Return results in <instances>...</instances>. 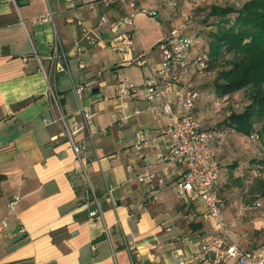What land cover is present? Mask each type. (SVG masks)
<instances>
[{
	"label": "crops",
	"instance_id": "crops-1",
	"mask_svg": "<svg viewBox=\"0 0 264 264\" xmlns=\"http://www.w3.org/2000/svg\"><path fill=\"white\" fill-rule=\"evenodd\" d=\"M90 1L73 8L66 0H0V264H175L176 250L190 257L218 237L199 199L191 194L181 201L176 195L185 166L164 158L169 145L161 134L165 120L155 114L158 101L149 106L143 90L148 69L133 71L138 66L112 51L113 36L99 23L101 16L120 18L124 9ZM155 6L140 0L136 9L157 13L158 23L166 25L164 38L180 19L169 24L168 6ZM74 20L97 34L99 43H82L78 50L74 43L81 27ZM54 40L67 55L69 73L62 68L52 72L50 86L67 127L73 131L80 125L79 104L96 113L89 135L72 136L75 143L86 144L79 160L62 125L54 123L57 112L39 70L38 60L49 70ZM134 42L137 52L143 50L139 40ZM146 52L157 67V47ZM105 55L111 72L107 82L99 70ZM196 56L193 46L191 61ZM197 75L192 69L183 81L199 94L193 114L206 131L215 123L209 122L201 100L204 87L193 84ZM121 81L136 86V92L119 96ZM72 84L84 88L80 102ZM229 132L232 137L226 141L225 132L222 142H210V149L219 167L215 189L225 198L222 215L231 225L246 208L244 188L261 195L264 179L261 173L253 176L251 152L241 146L246 137ZM139 133L146 144L137 151ZM249 182L252 188H246ZM96 206L100 215L91 220L88 212ZM230 238L245 250H263L264 219L253 212L244 223H234Z\"/></svg>",
	"mask_w": 264,
	"mask_h": 264
},
{
	"label": "built area",
	"instance_id": "built-area-1",
	"mask_svg": "<svg viewBox=\"0 0 264 264\" xmlns=\"http://www.w3.org/2000/svg\"><path fill=\"white\" fill-rule=\"evenodd\" d=\"M84 0H66L73 8ZM140 0H99L103 8L107 9L114 3H118L124 9V15L110 21L106 16L99 18L101 25L108 26L112 34L110 48L121 57L131 58L130 62L138 67H146L148 75L144 81V92L146 103L150 106L155 100L158 101L156 116L165 120V126L161 130L162 135L169 138V145L165 160L174 164H183L185 170L180 179L175 184V192L179 200L185 201L191 194L199 199L205 208L207 216L212 220L218 237L211 242L201 246L198 252L190 257H184L180 250L174 254L175 264H264V249L245 250L230 238V229L237 221L258 212L264 219V197L257 196L250 206L238 213L234 222L228 225L222 215V200L219 197L215 185L219 175V167L215 162L214 153L210 149V142L218 140L222 142L225 132L214 127L203 130L200 122L193 114L195 103L199 99V94L192 84L186 83L183 79L192 69L202 74L204 69L203 57L196 56L192 61L190 51L194 46L193 40L183 33L193 16L184 13L180 14V22L173 27L163 40L158 44L159 63L153 68L148 58V52L140 50L137 52L134 36V19L137 14L157 17L153 10L136 9ZM162 4L176 8L175 0H160ZM194 3L210 0H190ZM93 0L90 1V5ZM14 3V1H13ZM136 10L137 12H133ZM75 26L81 27L78 38L74 46L81 50V44L88 46L97 45L100 37L90 29L83 26L79 20L71 21ZM49 70H46L38 60L39 70L48 84V98L57 112L54 123H59L63 127L64 134L69 138L70 146L75 156L79 160L86 150L83 140L75 143L72 136L75 133L89 132L94 124L96 113L86 106L79 104L78 114L81 119L80 125L71 131L62 114L59 97L56 91L50 86L51 73L62 68H67V55L61 48L58 40H54L51 46L50 55L47 58ZM83 68V65H79ZM72 91L80 102L84 92L83 86H74ZM136 92V86L124 81L118 84L119 96H130ZM171 96L170 101H164L166 96ZM228 98L216 99L217 104L224 108ZM224 102V103H223ZM44 123H47L43 120ZM146 144L144 134L137 135L136 150L140 151ZM263 167L257 166L253 172L254 177L259 176V171ZM88 182L87 176H82ZM143 181V177L139 179ZM100 210L96 206L94 210L88 212V218L93 220L98 218Z\"/></svg>",
	"mask_w": 264,
	"mask_h": 264
},
{
	"label": "trees",
	"instance_id": "trees-1",
	"mask_svg": "<svg viewBox=\"0 0 264 264\" xmlns=\"http://www.w3.org/2000/svg\"><path fill=\"white\" fill-rule=\"evenodd\" d=\"M212 16L217 18L215 30L207 34V50L199 55L203 71L218 68L212 85L217 99L229 101L239 92L247 95V103L232 110L222 121L224 128L217 130L264 139V0H245L237 8L210 6L205 20ZM257 166L263 167L255 164L252 173ZM261 184L259 197H264Z\"/></svg>",
	"mask_w": 264,
	"mask_h": 264
},
{
	"label": "rangeland",
	"instance_id": "rangeland-1",
	"mask_svg": "<svg viewBox=\"0 0 264 264\" xmlns=\"http://www.w3.org/2000/svg\"><path fill=\"white\" fill-rule=\"evenodd\" d=\"M177 2L176 8H168V12L171 14L168 15L169 19H171L169 24H174L176 21L180 19V14L184 13L187 15H192L193 19L188 24L190 28L188 29V35L194 42V50L195 54H201L204 55L207 50V39H208V33L215 30L214 24L217 22V18L212 16L209 17L207 20L206 17L209 14V8L210 6H218V7H228V6H234L239 7L245 0H210V1H204V2H198L194 3L190 0H175ZM151 2L156 5V8H159L161 6L160 0H151ZM158 17H149L147 15H137L134 20V24L136 26V36H134V39L139 40L141 43V47L144 51L152 50L154 47H157L158 44L163 40L164 32H166V25L161 22L158 23ZM206 21V22H205ZM100 60V72L102 74V79L107 82L108 76L111 74L109 68H110V62L107 56L105 55V58ZM133 71L140 73L141 71L145 72L147 70L146 67H143L140 69V67H132ZM218 68H213L210 71H203L202 74L197 75L194 79L195 85L199 86L200 90L202 89V86L204 87L202 91L203 98H201L204 107L206 109V115H209V122L215 123L214 125H211V128L220 129L224 128L222 125V120L232 111L236 110L239 111L246 103H247V95L245 92H239L235 94L231 100L227 102L226 107L222 108L220 107L213 93V82L217 76ZM224 103V102H223ZM233 105V107H232ZM227 136L226 141L229 139V137H232V133H230L228 130H226ZM242 148H244L246 151L251 152V162L255 164H261L263 166L261 170L262 178L264 179V139L257 137L256 139H250V138H243L241 142ZM249 156V155H248ZM248 159V160H249ZM262 179V180H263ZM252 188L251 182L248 183L247 187ZM247 191H243V197L245 199V205L246 208L250 206L251 202L254 198L259 196L260 191L256 189L255 193H251L250 189H246ZM218 193V192H217ZM222 200V202L225 201V198L222 194H218ZM226 206V204H225ZM244 207L240 208V211H242ZM253 212L244 217L243 219L239 220V223H244V221L251 217Z\"/></svg>",
	"mask_w": 264,
	"mask_h": 264
}]
</instances>
